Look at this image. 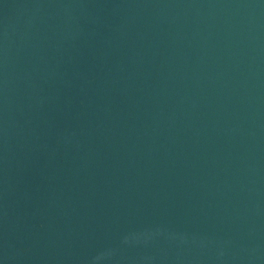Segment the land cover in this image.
I'll list each match as a JSON object with an SVG mask.
<instances>
[{"label":"water","instance_id":"water-1","mask_svg":"<svg viewBox=\"0 0 264 264\" xmlns=\"http://www.w3.org/2000/svg\"><path fill=\"white\" fill-rule=\"evenodd\" d=\"M0 264H264V0H0Z\"/></svg>","mask_w":264,"mask_h":264}]
</instances>
